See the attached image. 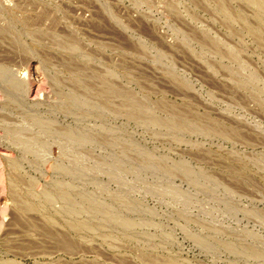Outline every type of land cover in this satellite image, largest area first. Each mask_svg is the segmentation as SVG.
Returning <instances> with one entry per match:
<instances>
[{
	"label": "rangeland",
	"instance_id": "obj_1",
	"mask_svg": "<svg viewBox=\"0 0 264 264\" xmlns=\"http://www.w3.org/2000/svg\"><path fill=\"white\" fill-rule=\"evenodd\" d=\"M0 264H264V0H0Z\"/></svg>",
	"mask_w": 264,
	"mask_h": 264
}]
</instances>
